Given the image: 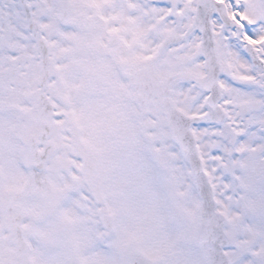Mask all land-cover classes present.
Instances as JSON below:
<instances>
[{"label":"snow or ice","instance_id":"snow-or-ice-1","mask_svg":"<svg viewBox=\"0 0 264 264\" xmlns=\"http://www.w3.org/2000/svg\"><path fill=\"white\" fill-rule=\"evenodd\" d=\"M0 264H264V0H0Z\"/></svg>","mask_w":264,"mask_h":264}]
</instances>
